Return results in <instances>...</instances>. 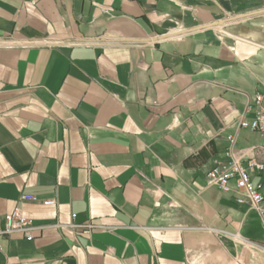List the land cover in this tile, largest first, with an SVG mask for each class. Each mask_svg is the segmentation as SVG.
I'll return each mask as SVG.
<instances>
[{
	"label": "crops",
	"instance_id": "1",
	"mask_svg": "<svg viewBox=\"0 0 264 264\" xmlns=\"http://www.w3.org/2000/svg\"><path fill=\"white\" fill-rule=\"evenodd\" d=\"M260 10L0 0V223L43 227L3 237L0 264H264L261 215L207 180L231 135L263 158L240 127L264 95V12L238 17Z\"/></svg>",
	"mask_w": 264,
	"mask_h": 264
},
{
	"label": "built area",
	"instance_id": "2",
	"mask_svg": "<svg viewBox=\"0 0 264 264\" xmlns=\"http://www.w3.org/2000/svg\"><path fill=\"white\" fill-rule=\"evenodd\" d=\"M3 43V42H2ZM5 43V42H4ZM252 115L251 119L247 116ZM240 127L259 132L264 138V95L258 93L254 104H249L244 110ZM236 136H229V146L225 151L227 163L210 169L207 173L209 185L217 187L226 193H236V201L239 204L249 203L250 207L257 210L264 221V147L263 158L248 154L243 150L235 149ZM28 201H36L34 195L25 194L22 197ZM47 205L56 204V201L46 200ZM75 219L76 215H72ZM74 229H82L84 234H90L95 227L93 224L68 225ZM43 227L35 224L33 219L27 217L22 209L16 208L7 213L4 222L0 223V249L3 248L2 238L14 233H21L28 240H33L35 232ZM204 229H209L203 227Z\"/></svg>",
	"mask_w": 264,
	"mask_h": 264
},
{
	"label": "water",
	"instance_id": "3",
	"mask_svg": "<svg viewBox=\"0 0 264 264\" xmlns=\"http://www.w3.org/2000/svg\"><path fill=\"white\" fill-rule=\"evenodd\" d=\"M263 12H264V10L251 12V13H248V14H245V15H242V16L238 17V19H239V18H244V17H247V16H251V15H256V14L263 13ZM225 22H226V21H225Z\"/></svg>",
	"mask_w": 264,
	"mask_h": 264
}]
</instances>
